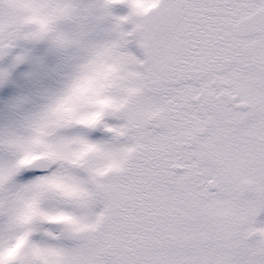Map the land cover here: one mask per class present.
<instances>
[{"label": "snow or ice", "instance_id": "1", "mask_svg": "<svg viewBox=\"0 0 264 264\" xmlns=\"http://www.w3.org/2000/svg\"><path fill=\"white\" fill-rule=\"evenodd\" d=\"M0 264H264V0H0Z\"/></svg>", "mask_w": 264, "mask_h": 264}]
</instances>
